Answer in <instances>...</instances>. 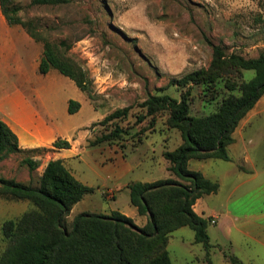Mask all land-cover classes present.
<instances>
[{
    "label": "rangeland",
    "instance_id": "1",
    "mask_svg": "<svg viewBox=\"0 0 264 264\" xmlns=\"http://www.w3.org/2000/svg\"><path fill=\"white\" fill-rule=\"evenodd\" d=\"M12 4L41 39L33 38L22 25H11L9 35L3 37L5 29L0 25V45L4 38L8 41L0 46V61L7 64L0 62V85L10 91L18 87L59 137H71L79 144L82 160L73 158L66 165L81 169L80 177L95 186L85 201L73 207L68 223L84 211L109 214L131 206L128 190L121 189L116 200L114 191L105 190L102 196L101 188L112 185L115 178L113 168L98 165L97 159H104L107 152L87 146L89 140L118 126L122 131L117 137L98 144L119 148L135 166L126 181L176 178L163 153L182 143L180 132L168 128L167 112L137 122V116L146 113L142 102L150 93L180 98L177 86H168L170 80L208 67L210 43L245 57L264 53V0H63L57 4L13 0ZM44 40L60 46L82 67L91 80L92 97L56 69L39 73ZM19 63L24 66L23 75L18 72ZM253 75L254 71H245L246 79ZM220 87L221 93L227 92L223 82ZM220 98L210 100L209 92L194 88L191 113L214 111ZM71 99L81 103L75 113L68 110ZM124 107L130 108L127 117L103 122ZM235 131L230 160L189 162L191 170L206 173L220 184L217 192L202 196L196 205V212L208 219L212 248L208 252L196 243L191 228L178 229L169 244L173 264H231V254L250 264H264V96ZM54 150L12 154L0 162V176L36 185ZM28 156L40 160L34 171L23 162ZM108 175L113 177L109 180ZM31 206L26 200L0 197V255L8 244L2 234L4 221L19 217Z\"/></svg>",
    "mask_w": 264,
    "mask_h": 264
},
{
    "label": "trees",
    "instance_id": "2",
    "mask_svg": "<svg viewBox=\"0 0 264 264\" xmlns=\"http://www.w3.org/2000/svg\"><path fill=\"white\" fill-rule=\"evenodd\" d=\"M61 1L32 0V3L57 4ZM12 3L13 0H0L8 23L22 25L33 38L41 39L32 25L19 16L20 8ZM210 44L213 52L208 67L170 80L168 86L176 85L181 92L180 98L150 93L141 104L146 113L138 115L137 122L167 112L168 128L178 130L182 138L178 147L163 153L169 162L168 170L176 178L131 181L127 185L130 203L139 215L147 216V222L139 226L132 217L114 210L109 214L84 211L68 223L67 217L74 205L95 188L77 179L63 159H51L36 185L0 176V197L26 200L32 205L19 217L4 221L2 234L8 244L0 255V264H173L169 244L173 232L182 227L191 228L195 242L203 244L207 251L212 248L208 219L198 214L194 205L202 196L217 192L220 184L201 171L191 170L189 162L192 159H231L229 147L235 142L236 128L264 96V53L245 57L227 53L220 44ZM51 69L73 80L81 91L92 97L91 80L82 67L66 56L60 46L44 40L38 71L47 74ZM249 70L254 71V75L248 80L245 71ZM221 82L227 92L221 93ZM198 87L210 93V100H217L221 95L214 111L203 115L191 113L193 90ZM80 108L79 101H69L70 113ZM129 111V107L118 108L103 122L125 118ZM121 131L117 126L109 134L89 140L88 144L94 146L111 141ZM70 147L68 140L58 138L53 148L24 150L16 132L0 119V162L21 151ZM23 162L31 171L40 166V160L31 156ZM229 261L248 264L234 254L229 256Z\"/></svg>",
    "mask_w": 264,
    "mask_h": 264
},
{
    "label": "crops",
    "instance_id": "3",
    "mask_svg": "<svg viewBox=\"0 0 264 264\" xmlns=\"http://www.w3.org/2000/svg\"><path fill=\"white\" fill-rule=\"evenodd\" d=\"M0 25L3 27V30L5 29V32H3V37L6 35H9V31H11V25L6 20L5 16L3 15V12L1 10L0 6ZM2 32V31H1ZM6 33V34H5ZM7 39L4 38V43L0 46H5L7 44ZM3 65L7 64L6 62L0 61ZM39 66V64H38ZM18 72L23 75L25 74L24 66L19 63L18 65ZM0 88L3 90L0 92V119L5 121L9 124V126L16 132V134L19 137L20 146L24 150L33 149V148H39V147H47V148H53V143L58 139L62 138L59 137V134L56 132L54 127L42 116L40 111L35 107V105L28 99V97L25 95L23 91H21L18 87L14 88L13 91L8 90V87H4L3 84L0 85ZM236 131L234 132V134ZM233 134V135H234ZM235 138V136H234ZM64 139V138H62ZM65 140H68L71 144L70 148H58L55 149L53 152L54 157L51 159H58L61 158L64 160L65 164H68L69 161L73 158H77L81 156L79 150V144L74 141L71 137H66ZM236 142V139H235ZM235 142L233 144H235ZM232 144V145H233ZM83 146V144H80ZM89 147H95L100 148L101 150H104L107 152V155H105L104 159H97V163L99 166H102V164H107L109 167L112 165L111 169L114 174V180L111 182L112 185H109L108 187H105V189L101 188V194L103 196V191H114L115 195L113 200H116L120 194L121 189H125L127 192V197L129 196V189L127 187L128 183L131 181H126L127 176L130 172H132L135 169V166L128 162L126 159L125 153L120 151V149L116 148H110L106 146L105 144H97L94 146H90L89 144H86ZM231 145V146H232ZM230 146V147H231ZM229 147V149H230ZM230 153V150H229ZM231 156V154H230ZM80 160H82L80 158ZM211 160V159H210ZM191 161V160H190ZM207 161V160H202ZM47 162L45 163V165ZM67 166V165H66ZM45 167V166H44ZM69 169L72 171V173L79 179L81 182L88 186H93L92 183H90L86 179H82L80 176H83V171L81 169L77 170L73 167H69ZM240 170H243V167L239 168ZM206 177V173H203ZM113 177V175H108V179L110 180ZM211 179L210 177H208ZM212 180V179H211ZM219 183V182H218ZM103 186H106L105 183ZM87 195L81 200L85 201L87 199ZM128 199V198H127ZM130 199V197H129ZM201 199V198H199ZM194 205V209L196 211V205L199 201ZM80 203V202H78ZM76 205V204H75ZM74 205V206H75ZM117 208V207H116ZM116 210L121 211L120 208H117ZM122 213L132 217L136 224L139 226H143L147 222V216L139 215L137 208L131 204L130 207H128L127 211H121ZM216 217V221L218 222V217L216 215H211V217ZM217 222L215 224H217ZM183 228V227H182ZM181 229V228H180ZM233 243L231 242V251L232 252V246ZM235 255V254H234ZM238 257V256H237ZM240 258V257H239ZM241 259V258H240ZM243 260V259H242ZM244 261V260H243ZM245 262V261H244ZM247 263V262H246ZM250 264V263H248Z\"/></svg>",
    "mask_w": 264,
    "mask_h": 264
},
{
    "label": "built area",
    "instance_id": "4",
    "mask_svg": "<svg viewBox=\"0 0 264 264\" xmlns=\"http://www.w3.org/2000/svg\"><path fill=\"white\" fill-rule=\"evenodd\" d=\"M213 223H215V220H212Z\"/></svg>",
    "mask_w": 264,
    "mask_h": 264
}]
</instances>
